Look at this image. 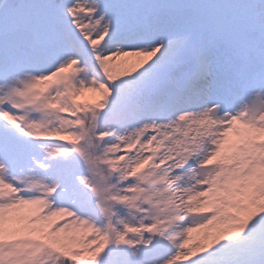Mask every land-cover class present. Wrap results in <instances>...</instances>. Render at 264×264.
I'll return each mask as SVG.
<instances>
[{"label": "rangeland", "instance_id": "rangeland-1", "mask_svg": "<svg viewBox=\"0 0 264 264\" xmlns=\"http://www.w3.org/2000/svg\"><path fill=\"white\" fill-rule=\"evenodd\" d=\"M108 3V0H71L64 9V20L61 23L58 21L55 34L50 37L52 42L41 57V64L39 60L36 63L32 59L22 61L23 56L30 52L24 50L31 47L35 39L33 31H27L18 41L25 48L20 46L12 51L0 52V112L2 104L9 111H13L12 106L15 105L13 114L27 121L29 135L34 131L39 134L44 131L61 138V131H65L64 137L70 141L54 148L48 147L47 150L41 145H30L22 150V147L11 144L0 134V148L8 161L22 163L31 173L32 165L37 170V166L43 163L48 171L44 184H37L38 196L23 199L31 213L30 222L23 215L24 222L21 223L28 224L26 232L30 230L29 234L21 232L23 229L20 225L16 227L5 223L3 229L1 224L2 264H39L40 256L34 255L33 247L36 246L53 249L78 264H94L97 256L109 249L112 234L105 221L106 213L101 199L96 200L97 193H92L90 188L96 185L107 196L108 191L104 190L105 184L110 185V167L125 178L123 183H115V186L131 204L122 216L127 226L118 228L114 238L122 240L124 236L125 249L130 254L133 251L137 254V264H264V166L259 168L252 162H227L218 152L221 144L214 149L207 148L208 143L196 137L200 133H207L211 119L223 121V133L225 130L229 133L230 124L234 121L237 123L238 113L245 109L244 105L249 99L254 109L251 116H264V0L213 1L212 8L223 11L221 15L228 27L223 32L220 23H217L214 32L221 33L216 40L222 44L211 55V59L219 65L214 69L212 80L220 82V96L225 98L226 103L222 105L211 98L207 112L197 120L188 124L186 120H180L169 133L173 145L163 141L159 126L153 125V120L146 117L149 112L156 116L160 109L169 110L171 105L166 98L159 99L158 105L149 108L145 116L144 112L136 114V109L122 129L118 124L104 126L100 132L95 129L90 134L91 138L83 132L85 126L79 120L83 118V112L89 113L88 123L93 124L94 113L105 111L110 100L112 88L104 74L118 81V85L113 84L116 88L136 94L135 101L141 97L142 103L150 102L152 91L146 83L147 77L159 76L157 69L168 68L167 72L170 73L175 65L182 64L184 59H181L180 53L187 45L182 37L186 35L179 36L177 33L178 30L190 31L194 25L193 14L187 8L181 11L173 6H177L176 0H138L139 5L133 4L137 8L134 9L136 15L130 19L116 13L124 14L129 8V0H121L120 10L98 13ZM77 11L85 16L77 18ZM242 11L248 12L252 18L249 26L239 18L245 15H240ZM206 12L198 10L197 15ZM71 17L74 18L70 24L73 33L67 25ZM214 17V14L211 15V18ZM194 18L198 19L196 14ZM156 28L164 39L163 44L158 42L157 50L143 46L148 33L152 34ZM135 29L139 32L124 40V35L131 34ZM83 43L86 47H97L100 61L95 59L100 63L93 65V70L89 69L91 62L86 63L84 59L90 56V52L84 50ZM4 44L5 40L0 43ZM160 51L164 54H160ZM165 57L161 67L156 69L152 66L158 64L154 61ZM12 60H19L24 73L12 76L8 82V70L15 71L17 66ZM218 78L220 81H217ZM31 84L35 85L34 88L28 89L27 86ZM34 92L37 94L35 100L43 102L47 93L50 100L30 110ZM173 93L178 92L173 89ZM208 95L196 94L198 102L181 101L174 106L176 110L170 109L163 120L154 119L168 123L184 112L194 113ZM232 103H242L235 116L226 113ZM43 108L44 111L40 112ZM65 113H70L74 118L60 120ZM135 117L139 121L142 119V124L128 135L125 132L132 122L131 118ZM255 132V126L249 127L247 133H242L244 140L249 142ZM39 134L35 135V142L38 143ZM104 135L110 140L104 145L99 144ZM124 135L126 138H123ZM260 136L264 141V127ZM133 142L138 145L137 150L142 146L145 153L132 163L129 151ZM239 146H242L241 142L232 144L233 149L242 155L243 147L239 149ZM80 147L81 154L88 156L93 164H85L68 185L64 182V176L75 168L71 161L72 150H79ZM117 161H121V166ZM51 164L55 167L54 176ZM188 166L195 170L183 176L182 172ZM18 173L16 167V177ZM140 173L143 179L135 181L133 176L140 177ZM0 176L7 183L4 171ZM212 182L217 185L223 183V186L211 190L208 187ZM54 185H59L60 195L53 193L51 188ZM115 186L109 192V201ZM185 189L189 192L185 193ZM198 192L203 197L200 209L195 208L196 201L189 196ZM48 194L55 195L53 203L48 200ZM39 196L41 199L36 202ZM17 197L10 187L6 192L0 190V207L14 204ZM55 221L57 223L53 224ZM248 237L247 242L245 239ZM172 248L177 252H172ZM153 257L157 261L152 260Z\"/></svg>", "mask_w": 264, "mask_h": 264}, {"label": "bare ground", "instance_id": "bare-ground-1", "mask_svg": "<svg viewBox=\"0 0 264 264\" xmlns=\"http://www.w3.org/2000/svg\"><path fill=\"white\" fill-rule=\"evenodd\" d=\"M155 54H153V55H155ZM160 54H164V53L162 51H160ZM167 55H169V53H167ZM165 59H166V57L165 58H159L158 60L154 61V63H158V64H152V66H154L156 68L161 67L163 65V62ZM220 90H221V88H219V90H217L215 97L213 99L218 100V102L223 105L226 103V101H225V98H223V99L221 98ZM211 98L212 97L209 96V99H206V101L203 104L200 103L201 105H199L197 107V109L194 111V113L189 112V111L184 112V114L182 116H179V118H176L175 120L169 121L168 123H160V122L158 123L157 121H153V124L159 126L158 131L161 133L163 141H165L167 144L169 143V144L173 145V143L171 142V139L169 137L170 131L172 129H174V127L180 122V120L181 121L186 120V123L188 124L192 121L197 120L199 116L204 115V113H206L208 110L207 107L210 106L209 104L211 102L210 101ZM196 101L198 102V100H196ZM237 104L238 103H233V105H237ZM251 122L257 128V132L254 133L253 141L251 142V143H254V145L252 147H250L249 150L252 152H260V148L264 150V147H263V145L260 146V143L257 141L260 138V131H261L262 127L264 126V118L261 116H258L254 119H251ZM141 124L142 123L136 117L132 118V122H131V124H129V127L125 133L128 135H131L138 126L139 127L141 126ZM139 127L137 128V130L139 129ZM207 127H209V130L207 131V133H200V136L197 135L196 137L200 141L208 143L207 148H213L214 149L217 146H219V144H221L220 148L218 149V152L221 151V153H223L222 156L225 158V160L227 162L237 164L239 162L240 153L236 152L235 150H232L230 148L231 140L228 136V133L226 130L223 133V129H224L223 121H216L214 119H211L210 120V126H207ZM245 128H246L245 125H242L241 133H240L241 135L243 132H245V130H246ZM196 131H194V132H196ZM2 135L4 137H6L7 139H9L6 134L2 133ZM43 135L47 138V140L45 141V144L49 148H54L55 146H57L58 140L56 138L55 133H52V137L50 136L49 133H44ZM123 138H126V135H124ZM171 138L173 139V137H171ZM136 150L131 153L132 154L131 155L132 163L136 160V157H140L142 154L145 153V150L142 146H141V148H139V150H137V151ZM33 167L36 170V167L35 166H33ZM45 168H46V165L42 163L41 165L37 166V171L41 172L42 170H45ZM31 171H33V170H31ZM0 172H1V170H0ZM53 173H54V175L56 174L55 169H53ZM183 176H185V175H183ZM58 177H59V175H58ZM6 180H7L8 186L12 190H14L15 195H16V188L17 187H22L25 192H24L23 197H17L14 204H8V205H5L4 207H2V206L0 207V229H1V224L3 225V229L5 228V225H4L5 223L14 224L16 227H19V225H20L21 228L23 229L21 232H25L28 235L30 232V230L28 232H26L27 228H28V224L26 223V225H24L21 222H24V221H22L23 215L26 216L25 217L26 221L30 222V219H29L30 216L29 215L31 212L29 211L27 206L24 205L25 203H24L23 199L28 198L29 196L37 195L39 190L37 188L38 183L36 182V180L39 183L43 184L44 178L40 174L31 173L30 169H26V170H20L19 171V174L17 176V180H13L10 178H7ZM7 183L0 176V190H2L4 192L9 191V187L7 186ZM222 186H223V183H221V185L218 186V188H220ZM186 187L190 188V186H187V185H186ZM211 187H212V185H211ZM186 189H185V193L189 192ZM204 190H205V188H204ZM189 196L194 197L193 199L196 201L195 202V208L200 209L202 207L201 198H203V197L199 194V192L196 194L190 193ZM21 200L23 201V204H22ZM209 235H210V233H209Z\"/></svg>", "mask_w": 264, "mask_h": 264}, {"label": "trees", "instance_id": "trees-1", "mask_svg": "<svg viewBox=\"0 0 264 264\" xmlns=\"http://www.w3.org/2000/svg\"><path fill=\"white\" fill-rule=\"evenodd\" d=\"M52 8L56 9L55 5H51ZM134 255L130 254L124 245L115 246L113 241L110 244L107 252H103L98 256L97 261L94 264H126L133 263ZM39 264H74L72 261L60 257L52 252L42 250V256L38 259Z\"/></svg>", "mask_w": 264, "mask_h": 264}]
</instances>
